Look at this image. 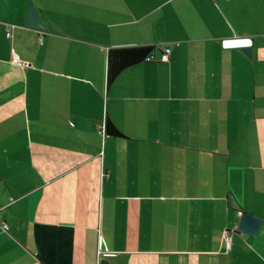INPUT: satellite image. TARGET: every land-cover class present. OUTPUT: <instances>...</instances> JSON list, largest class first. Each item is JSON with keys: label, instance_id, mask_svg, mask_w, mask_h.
Here are the masks:
<instances>
[{"label": "crops", "instance_id": "1", "mask_svg": "<svg viewBox=\"0 0 264 264\" xmlns=\"http://www.w3.org/2000/svg\"><path fill=\"white\" fill-rule=\"evenodd\" d=\"M104 259L264 264V0H0V264Z\"/></svg>", "mask_w": 264, "mask_h": 264}, {"label": "trees", "instance_id": "2", "mask_svg": "<svg viewBox=\"0 0 264 264\" xmlns=\"http://www.w3.org/2000/svg\"><path fill=\"white\" fill-rule=\"evenodd\" d=\"M154 47L150 45L123 46L111 48L108 53L107 81L112 83L122 71L141 61L147 60ZM106 132L123 136L124 134L111 121L106 122Z\"/></svg>", "mask_w": 264, "mask_h": 264}, {"label": "water", "instance_id": "3", "mask_svg": "<svg viewBox=\"0 0 264 264\" xmlns=\"http://www.w3.org/2000/svg\"><path fill=\"white\" fill-rule=\"evenodd\" d=\"M26 24L29 26H33L36 28H43L45 25L43 24L41 18L38 15V12L34 6L33 3H30L28 8V14L26 18ZM229 43L232 45H238L241 46L243 51L249 56H252V48H251V39L250 38H235L232 40H229ZM262 224V219L259 217H256L252 214H249L247 212H244L242 214L240 224H239V230L255 234L259 227ZM100 264H108L107 260H102Z\"/></svg>", "mask_w": 264, "mask_h": 264}, {"label": "built area", "instance_id": "4", "mask_svg": "<svg viewBox=\"0 0 264 264\" xmlns=\"http://www.w3.org/2000/svg\"><path fill=\"white\" fill-rule=\"evenodd\" d=\"M7 37L8 38H11L12 37V27H8V30H7V33H6ZM170 53H171V47L170 46H164L162 48V52H161V57H160V60L161 61H167L169 59V56H170ZM153 51L149 53L148 55V60L149 59H153ZM13 61L14 62H17V63H20V64H25V62H23L22 60L19 59L18 55L16 53L13 52ZM2 227L6 230L8 228V226L4 223L2 224ZM226 237H227V245L230 246V239H231V235L230 234H226ZM104 255H108L109 252H103Z\"/></svg>", "mask_w": 264, "mask_h": 264}]
</instances>
